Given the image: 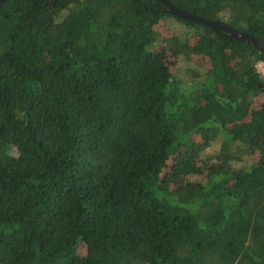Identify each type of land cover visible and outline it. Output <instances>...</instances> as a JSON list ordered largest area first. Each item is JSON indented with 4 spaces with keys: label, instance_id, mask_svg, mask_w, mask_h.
<instances>
[{
    "label": "trees",
    "instance_id": "obj_1",
    "mask_svg": "<svg viewBox=\"0 0 264 264\" xmlns=\"http://www.w3.org/2000/svg\"><path fill=\"white\" fill-rule=\"evenodd\" d=\"M170 1L264 39V0ZM163 6L0 4V264H264V52Z\"/></svg>",
    "mask_w": 264,
    "mask_h": 264
},
{
    "label": "water",
    "instance_id": "obj_2",
    "mask_svg": "<svg viewBox=\"0 0 264 264\" xmlns=\"http://www.w3.org/2000/svg\"><path fill=\"white\" fill-rule=\"evenodd\" d=\"M4 0H0V4ZM164 3V6L161 8L162 11L171 13L182 19H187L193 22L202 23L206 26H209L213 30L221 33H225L234 38L240 39L247 44L257 48L259 51L264 52V39L250 33L248 31L236 28L224 20L218 18H208L202 15L190 12L180 6L175 5L170 0H160Z\"/></svg>",
    "mask_w": 264,
    "mask_h": 264
},
{
    "label": "rangeland",
    "instance_id": "obj_3",
    "mask_svg": "<svg viewBox=\"0 0 264 264\" xmlns=\"http://www.w3.org/2000/svg\"><path fill=\"white\" fill-rule=\"evenodd\" d=\"M177 25H174V27H172L174 30H176L177 28L175 27ZM182 64L184 63V61H181ZM220 142L221 139L220 138H216L214 140H212V142L207 145L205 148H203L199 153H198V157L200 158V163L201 165L207 164V162H211L212 160L215 159L217 153L219 152L220 149ZM194 178H202L203 176H193ZM172 185H174V183H171ZM86 246L85 243L83 241H80L77 245V251L79 253H83V251L85 250ZM139 261L134 262L133 264H139Z\"/></svg>",
    "mask_w": 264,
    "mask_h": 264
},
{
    "label": "built area",
    "instance_id": "obj_4",
    "mask_svg": "<svg viewBox=\"0 0 264 264\" xmlns=\"http://www.w3.org/2000/svg\"><path fill=\"white\" fill-rule=\"evenodd\" d=\"M254 66L256 68V71L259 73V75L264 79V60L263 59H258L254 63Z\"/></svg>",
    "mask_w": 264,
    "mask_h": 264
}]
</instances>
